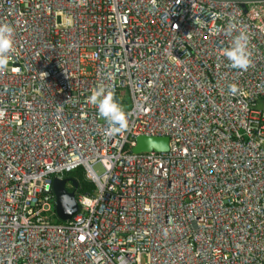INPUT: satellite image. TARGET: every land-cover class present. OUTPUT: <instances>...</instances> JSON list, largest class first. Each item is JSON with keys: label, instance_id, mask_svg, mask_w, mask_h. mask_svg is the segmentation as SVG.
Returning a JSON list of instances; mask_svg holds the SVG:
<instances>
[{"label": "built area", "instance_id": "1", "mask_svg": "<svg viewBox=\"0 0 264 264\" xmlns=\"http://www.w3.org/2000/svg\"><path fill=\"white\" fill-rule=\"evenodd\" d=\"M3 23L0 264H264V0H0ZM244 28L247 70L223 54ZM140 136L170 149L135 154ZM79 168L95 188L56 222Z\"/></svg>", "mask_w": 264, "mask_h": 264}, {"label": "clouds", "instance_id": "2", "mask_svg": "<svg viewBox=\"0 0 264 264\" xmlns=\"http://www.w3.org/2000/svg\"><path fill=\"white\" fill-rule=\"evenodd\" d=\"M14 33L15 29L10 24H0V72L7 69L9 54L14 50ZM229 35H231V29L229 31ZM249 43L250 37L246 28L240 30L238 35L232 37L230 46L223 53L227 60L230 61L231 67L247 70L250 66H252V52L249 48ZM228 87L230 93L232 94H236L239 90L238 85L236 84H230ZM88 103L96 106L99 117L108 122L110 131L122 132L125 129L127 124V114L118 103L111 90H108L103 86L94 89L88 97ZM67 177L68 176H66V178ZM67 183L71 182L68 181ZM65 187L67 188V186Z\"/></svg>", "mask_w": 264, "mask_h": 264}, {"label": "water", "instance_id": "3", "mask_svg": "<svg viewBox=\"0 0 264 264\" xmlns=\"http://www.w3.org/2000/svg\"><path fill=\"white\" fill-rule=\"evenodd\" d=\"M169 137H147L140 136L137 138V145L133 148V152L147 153V152H167L170 149ZM71 182L74 190L69 192L67 190L66 183ZM79 187V183L72 177L65 179L54 180V192L57 199L56 213L59 220L65 222L70 219L78 212L79 204L76 199V190Z\"/></svg>", "mask_w": 264, "mask_h": 264}, {"label": "trees", "instance_id": "4", "mask_svg": "<svg viewBox=\"0 0 264 264\" xmlns=\"http://www.w3.org/2000/svg\"><path fill=\"white\" fill-rule=\"evenodd\" d=\"M80 169H77V170L71 172L67 176L72 177L78 181V183L80 185L79 192L92 191L95 188V186L86 179L84 169H83V176H82ZM56 222H62V221L57 220Z\"/></svg>", "mask_w": 264, "mask_h": 264}, {"label": "rangeland", "instance_id": "5", "mask_svg": "<svg viewBox=\"0 0 264 264\" xmlns=\"http://www.w3.org/2000/svg\"><path fill=\"white\" fill-rule=\"evenodd\" d=\"M94 169L97 172V174H99V175H101L103 173V168L100 164H95ZM80 171H81L82 176H83V169L81 168ZM67 188H69V186H67Z\"/></svg>", "mask_w": 264, "mask_h": 264}, {"label": "crops", "instance_id": "6", "mask_svg": "<svg viewBox=\"0 0 264 264\" xmlns=\"http://www.w3.org/2000/svg\"><path fill=\"white\" fill-rule=\"evenodd\" d=\"M260 105L264 108V101H262V102L260 103Z\"/></svg>", "mask_w": 264, "mask_h": 264}]
</instances>
